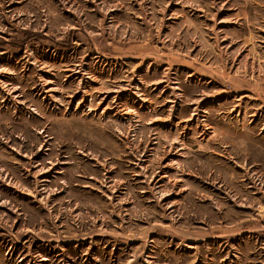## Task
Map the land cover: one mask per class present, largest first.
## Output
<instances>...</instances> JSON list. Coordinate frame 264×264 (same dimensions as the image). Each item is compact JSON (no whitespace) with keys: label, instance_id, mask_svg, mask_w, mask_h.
Listing matches in <instances>:
<instances>
[{"label":"rangeland","instance_id":"obj_1","mask_svg":"<svg viewBox=\"0 0 264 264\" xmlns=\"http://www.w3.org/2000/svg\"><path fill=\"white\" fill-rule=\"evenodd\" d=\"M0 264H264V0H0Z\"/></svg>","mask_w":264,"mask_h":264}]
</instances>
